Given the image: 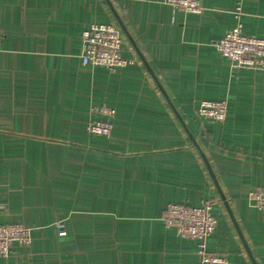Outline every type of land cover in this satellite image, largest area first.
<instances>
[{
	"label": "crops",
	"instance_id": "obj_1",
	"mask_svg": "<svg viewBox=\"0 0 264 264\" xmlns=\"http://www.w3.org/2000/svg\"><path fill=\"white\" fill-rule=\"evenodd\" d=\"M0 0V224L30 227L0 264H198L195 240L162 216L171 202H212L210 251L252 264L215 184L149 65L205 154L257 264H264V68H237L215 42L239 21L264 38V0ZM113 22L122 54L83 64L81 33ZM143 60H142V58ZM224 100L223 120L200 117ZM112 108V130L88 132ZM64 222L58 236L54 222Z\"/></svg>",
	"mask_w": 264,
	"mask_h": 264
},
{
	"label": "built area",
	"instance_id": "obj_2",
	"mask_svg": "<svg viewBox=\"0 0 264 264\" xmlns=\"http://www.w3.org/2000/svg\"><path fill=\"white\" fill-rule=\"evenodd\" d=\"M173 8L186 12L200 13L202 0H164ZM123 35L117 24L113 22H94L81 33L79 57L83 64L100 65L110 70L131 64L134 57L122 54ZM217 50L227 57L231 65L237 68H264V38L248 35L236 22L221 38L215 42ZM103 119L90 120L86 128L92 134L108 136L112 130V108H102ZM197 114L212 120H223L226 116L224 100L203 99L197 106ZM251 204L264 209V189L257 188L249 192ZM166 226L175 228L182 238L196 241L198 264H228L225 254L210 251L207 238L217 225V217L212 211V202L205 200L197 205L171 202L162 216ZM58 236H64V222H54ZM29 244L30 227L20 222L0 224V256H7L13 242Z\"/></svg>",
	"mask_w": 264,
	"mask_h": 264
},
{
	"label": "water",
	"instance_id": "obj_3",
	"mask_svg": "<svg viewBox=\"0 0 264 264\" xmlns=\"http://www.w3.org/2000/svg\"><path fill=\"white\" fill-rule=\"evenodd\" d=\"M106 2H107V4L109 5V7L112 9V11H113V13L115 14V16L117 17V14H116L115 10H113V6H112L111 2H110L109 0H106ZM117 20H118V22H119L121 28H122V29L124 30V32L128 35V33H127V31H126V28L123 26L122 22L118 19V17H117ZM128 37H129V35H128ZM141 58H142V57H141ZM142 60H143V58H142ZM143 62H144V64L146 65L147 69H148V70L150 71V73L152 74L154 80L156 81V83H157V85H158V87H159V89H160V91H161L163 97H164L165 100L167 101L169 107L171 108V110H172L173 113L175 114L176 118L178 119V121L180 122V124L182 125V127L184 128L185 132L188 134V136H189L190 140L192 141V143L196 146V148H197V150H198V152H199V154H200V156H201V158H202V160H203V162H204V164H205V166H206V168H207V170H208V172H209V174H210V176H211V178H212V180H213V182H214V184H215V187H216V189H217V191H218L219 197H220L221 201L223 202V204H224V206H225V209H226V211H227V213H228V215H229V218H230V220L232 221V224H233V226H234V228H235V230H236V232H237L239 238L241 239V241H242V243H243V245H244V247H245V250H246V252H247V254H248V256H249V259H250L251 263H252V264H257L256 261H255V258H254V256H253V254H252V252H251V249H250V247L248 246V244H247V242H246V240H245V238H244V236H243V234H242V231H241V229H240V227H239V224H238L237 220L235 219L234 214H233V212H232V210H231V208H230V206H229V204H228V202H227V200H226V198H225V196H224V194H223V192H222V190H221V188H220V186H219V184H218V182H217V180H216V177H215V175H214V173H213V171H212V169H211V167H210V164H209V162H208V160H207L205 154H204L203 151L201 150L199 144L197 143V141H196V139L194 138L193 134L191 133V131H190L189 128L187 127L185 121L183 120V118H182L181 115L179 114V112H178V110L176 109L175 105L173 104V102L171 101L170 97L168 96L167 92L163 89V87H162L161 84L159 83V81H158V79L156 78V76L152 73L151 68L149 67V65H148L144 60H143Z\"/></svg>",
	"mask_w": 264,
	"mask_h": 264
},
{
	"label": "trees",
	"instance_id": "obj_4",
	"mask_svg": "<svg viewBox=\"0 0 264 264\" xmlns=\"http://www.w3.org/2000/svg\"><path fill=\"white\" fill-rule=\"evenodd\" d=\"M201 117V116H200ZM205 119H206V117H205Z\"/></svg>",
	"mask_w": 264,
	"mask_h": 264
}]
</instances>
